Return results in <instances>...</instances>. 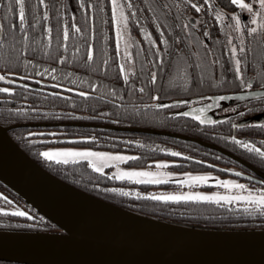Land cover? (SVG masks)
Wrapping results in <instances>:
<instances>
[{
	"label": "snow or ice",
	"instance_id": "6c2138e0",
	"mask_svg": "<svg viewBox=\"0 0 264 264\" xmlns=\"http://www.w3.org/2000/svg\"><path fill=\"white\" fill-rule=\"evenodd\" d=\"M97 18L105 25L99 51ZM209 18L219 25L220 35L213 37L207 26ZM134 30L146 45L132 35ZM226 81L233 86L232 91L211 96L198 92L206 86L221 89ZM172 92L178 93L177 98L172 97ZM233 97L237 103L223 109L233 113L232 117L215 119L209 114L210 109L222 107L219 101ZM0 103L20 105L4 109L17 120L104 119L114 125H179L185 131L191 124L194 131L230 142L234 150L259 158L264 165V0H228L224 6L214 0H75L74 6L67 0H0ZM48 104L53 107L49 109ZM56 105L77 110L57 111ZM249 114L250 120L238 122ZM224 124L233 131L260 129L261 138L224 135L219 132ZM57 127L62 130L26 132L29 137L49 138L28 143L88 142L92 146L33 149L49 162L81 164L102 173L100 179L105 180L110 177L112 181L151 185L171 182L179 189L184 185L190 189L215 187L213 191H105L163 202H208L236 215L243 210L246 216L264 218V179L251 169H221L207 159L154 142L145 143L140 138L123 143L126 147L171 154L173 158L149 159L145 167H123L122 162L144 157L99 150L105 141L120 142V137L75 135L66 131L68 125ZM211 155L217 161L227 159L222 153ZM185 161L235 174L237 178H222L214 171L167 170L172 166L182 168ZM109 166L115 170L106 171ZM177 176L180 178L171 179ZM9 212L30 217L29 211L18 207H0V213ZM32 218L41 224L46 219L38 215Z\"/></svg>",
	"mask_w": 264,
	"mask_h": 264
},
{
	"label": "water",
	"instance_id": "95a60500",
	"mask_svg": "<svg viewBox=\"0 0 264 264\" xmlns=\"http://www.w3.org/2000/svg\"><path fill=\"white\" fill-rule=\"evenodd\" d=\"M14 127L18 126L0 125V182L52 222L57 231L0 230V261L264 264V229H196L136 214L100 200L56 178L35 162L9 135ZM134 131L194 140L146 129Z\"/></svg>",
	"mask_w": 264,
	"mask_h": 264
},
{
	"label": "trees",
	"instance_id": "16d2710c",
	"mask_svg": "<svg viewBox=\"0 0 264 264\" xmlns=\"http://www.w3.org/2000/svg\"><path fill=\"white\" fill-rule=\"evenodd\" d=\"M71 5H75V0H69ZM221 6L227 5L228 0H216ZM55 17V12L52 13ZM79 18V13H77ZM55 24V20H53ZM105 25L102 23L100 18L96 20V49L99 51L101 41L103 39L102 30ZM151 30L152 25H149ZM138 39L141 36L138 34V30L132 32ZM141 42H146L141 40ZM112 44L114 45V32L112 33ZM51 63V61H46ZM87 75V73H82ZM96 74H93L95 76ZM230 75V74H229ZM47 79V78H45ZM230 79V76H229ZM111 83L112 81H108ZM35 86V83L32 82ZM51 88V86H49ZM55 90V89H51ZM233 86L225 82V85L221 89L204 87L199 89L198 92L204 96H210L213 94H224L226 91H232ZM173 98H177L178 93H170ZM182 95V94H181ZM186 98V97H185ZM20 105L16 103H10L5 106L0 103V125L4 127H14L9 131V135L17 143V145L26 152L35 162L43 167L47 172L62 180L63 182L89 194L100 200L111 203L115 206L123 208L125 210L155 218L165 222L179 224L186 227L202 229V230H215V231H247V230H262L264 229V218L251 217L243 214V210L240 215L230 212L229 210H222L215 204L208 202H176V201H154L148 198H139L135 195L124 196L122 193H115L111 191H105V189L111 188H126L134 192H148L152 189H166L167 191H176L177 185L170 182H164L159 185L150 184H139L132 183L129 181H112L111 178L100 179L102 173H94L91 169H86L81 164L72 165L71 163L67 166L63 164H56L55 162H49L43 157L37 155L33 150L34 148H43L45 146H69V147H87L92 146L88 142L83 143H72V142H61V143H40L36 145L29 144V140H47L48 137H29L25 135L26 132H41V131H61L57 125H68L66 131L75 135L84 134H95L101 137L114 136L120 137V142L116 141H105L104 145L99 149H105L110 151H125L133 154H140L144 157L142 160L127 161L126 166L129 167H145L147 166L146 161L149 159H172L171 154L159 153L154 149H145L140 147L125 146L123 141L133 139H143L145 143H156L166 147H173L180 151L188 152L190 155H196L200 159H207L211 164H219L220 168L236 167L238 171H248L250 168L246 167L244 163L249 164L255 168V171L259 172L264 176V165H261L259 158H251L248 154L243 151L234 150L230 142H224L221 140L211 139L206 133H200L193 130L192 125H189L188 130H183L179 125L173 127L171 124L168 126L164 125H128L119 124L114 125L108 123L107 120L98 119L92 121H76L67 118H56V117H42L39 119H14L9 116L5 107L15 108ZM47 107L51 109L52 104H48ZM55 110H63L65 112L77 110L71 109L63 105H56ZM98 109L97 111H100ZM95 115V113H89ZM252 114L246 115L245 117L251 116ZM235 119V118H234ZM240 120V118H239ZM247 120L241 121L245 122ZM239 122V121H238ZM74 125L79 127H73ZM104 130L101 131L100 129ZM136 129H146L151 131H157L162 133H168L172 135L192 138V140H185L182 138L171 137L164 134L146 133L134 131ZM260 129H237L233 131L228 124H224L219 129L224 135L236 134L243 138H254L260 139ZM203 143V144H202ZM207 144V145H204ZM209 145V146H208ZM211 146V147H210ZM222 153L226 160L217 161L211 154ZM244 163H243V162ZM185 166L182 168L169 167L168 169L184 172H201V171H214L218 175L230 176L221 171L211 168L207 165H201L194 163L189 165L187 161L184 162ZM154 167V166H153ZM235 178V177H234ZM99 185V188L95 185ZM201 188H211L210 186H200ZM137 190V191H136ZM0 193H3L8 199L5 200L4 196H0V207H18L25 211H29L30 217L24 218L19 217L15 213L9 212L7 215L0 213V230H12V231H30V232H53L57 231L56 226L50 222L47 218L41 224L39 219H33L35 216H42L32 206L27 204L20 196L9 189L7 186L0 182ZM37 225L33 227L32 225ZM0 264H19L15 262H3Z\"/></svg>",
	"mask_w": 264,
	"mask_h": 264
},
{
	"label": "rangeland",
	"instance_id": "374dc122",
	"mask_svg": "<svg viewBox=\"0 0 264 264\" xmlns=\"http://www.w3.org/2000/svg\"><path fill=\"white\" fill-rule=\"evenodd\" d=\"M67 2H69L70 3V1L69 0H67ZM214 2H217L216 0H214ZM218 3V2H217ZM231 10V9H230ZM207 26L210 28V30H211V32H212V35H213V37H215V36H218V35H220L219 34V32H218V29H219V25L218 24H214L213 23V21H212V19L211 18H209L208 19V21H207ZM133 35V34H132ZM134 36V35H133ZM136 39H138L136 36H134ZM221 39H222V36H221ZM138 40H143V38L141 37L140 39H138ZM230 76V75H229ZM217 78H219V76H217ZM208 102H210V101H208ZM222 107L221 108H217V109H210L211 111H210V114L211 115H213V117L215 118V119H218V118H221V117H223V116H225V115H227V116H230V117H232L233 116V113H231V112H225V111H223V109L224 108H228L229 107V105L230 104H235V103H237V100H236V98H232L231 100H229L228 102H226V101H219L218 102ZM252 118V115L251 116H248V117H241L240 118V120H239V122H241V121H244V120H250ZM45 147H69V146H62V145H60V146H45ZM44 148V147H43ZM42 149V148H41ZM99 150H105V149H99ZM106 151H110V150H106ZM127 153H129V154H133V153H130V152H127ZM121 166H123V167H129V166H126L125 165V162H122V165ZM108 170H112V171H114L115 169H114V167L113 166H109V168H106V171H108ZM153 170H154V167H153ZM167 170H170V169H167ZM170 171H174V170H170ZM174 172H179V171H174ZM216 174V173H215ZM216 175H218V174H216ZM219 176H221L222 178H228L229 176H222V175H219ZM110 178V177H109ZM180 177H173V178H171L172 180H175V179H179ZM231 178H234V177H231ZM126 181H128V180H126ZM129 182H132V183H137V182H135V181H129ZM244 182H246V181H244ZM164 183V182H163ZM171 183V182H170ZM174 184V183H173ZM151 185V184H150ZM175 185V184H174ZM202 186H210L211 188H201L200 186H195V187H193V188H189L187 185H184L183 187H182V189H179V186L177 187V190L179 189V190H184V191H188V190H198V191H213V190H215V187L214 186H212V185H202ZM137 191V190H136ZM151 191H154V192H161V191H167L166 189H161V188H158V189H152Z\"/></svg>",
	"mask_w": 264,
	"mask_h": 264
},
{
	"label": "flooded vegetation",
	"instance_id": "af4514ba",
	"mask_svg": "<svg viewBox=\"0 0 264 264\" xmlns=\"http://www.w3.org/2000/svg\"><path fill=\"white\" fill-rule=\"evenodd\" d=\"M217 95H222V94H217ZM211 96V95H210ZM233 98H235V97H233ZM226 102H228L229 100H225ZM210 111L211 110H209V114H210ZM218 119H220V118H218ZM243 162V161H242ZM244 163V162H243ZM244 165H246V167H248V168H250L251 170H253L254 172H255V174L259 177V178H261V179H264V176H262L261 174H259V172H257V171H255V168L254 167H252V166H249V164H246V163H244ZM233 177H235V176H233ZM235 178H237V177H235ZM241 179H243V178H241ZM247 182V181H246Z\"/></svg>",
	"mask_w": 264,
	"mask_h": 264
}]
</instances>
